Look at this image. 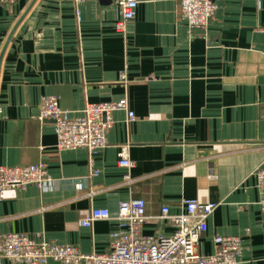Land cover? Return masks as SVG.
I'll return each instance as SVG.
<instances>
[{
    "label": "crops",
    "instance_id": "crops-1",
    "mask_svg": "<svg viewBox=\"0 0 264 264\" xmlns=\"http://www.w3.org/2000/svg\"><path fill=\"white\" fill-rule=\"evenodd\" d=\"M118 17L109 0L0 4V165L45 162L51 176L0 195V233L102 253L116 222L83 226L92 208L114 216L122 201L143 198L152 217L144 232L167 235L175 226L157 218L161 207L182 213L184 199H198L218 203L199 252L212 253L216 235H238L239 264H264L255 176L264 164V0H222L206 31H189L180 0H139L125 35ZM45 95L72 113L128 97L136 119L113 112L97 174L87 148L57 150L53 121L38 117ZM123 145L134 161L129 183Z\"/></svg>",
    "mask_w": 264,
    "mask_h": 264
},
{
    "label": "built area",
    "instance_id": "built-area-1",
    "mask_svg": "<svg viewBox=\"0 0 264 264\" xmlns=\"http://www.w3.org/2000/svg\"><path fill=\"white\" fill-rule=\"evenodd\" d=\"M18 0H0L1 5H12ZM87 0H74L77 6ZM116 5L119 17L115 29L126 34V23L136 17L139 0H109ZM222 0H180L182 20L190 32L206 31L214 19ZM80 15V10H78ZM121 78L126 81L125 73ZM40 120H52L57 136L58 151L85 147L89 151L91 167L95 153L108 145L107 131L112 127L113 112L125 110L128 122L136 119L127 96L108 102L87 103L78 113L64 110L57 95L42 97ZM118 164L125 170L124 181L131 182L134 161L129 156L128 145L119 151ZM98 170L92 168L91 174ZM256 186L260 193L259 205L264 211V164L255 170ZM48 165L38 162L26 165H0V195L7 190L39 188L50 181ZM76 188L81 190L83 182ZM216 202L184 199L185 211L171 213L168 205L161 207L160 220H168L175 226L171 234H146L144 227L152 218L147 214L143 198H130L120 203L116 215L108 208L94 207L82 220L91 227L97 219H113L116 228L110 233L109 249L102 253H85L78 246L62 244L46 239H34L25 232L0 233V264L7 260L13 264H48L54 259L61 264H239L243 251V239L238 235H216L214 251L204 254L197 246L208 230V219L216 209Z\"/></svg>",
    "mask_w": 264,
    "mask_h": 264
},
{
    "label": "water",
    "instance_id": "water-1",
    "mask_svg": "<svg viewBox=\"0 0 264 264\" xmlns=\"http://www.w3.org/2000/svg\"><path fill=\"white\" fill-rule=\"evenodd\" d=\"M12 36V35H11ZM11 36H10V38H11Z\"/></svg>",
    "mask_w": 264,
    "mask_h": 264
}]
</instances>
